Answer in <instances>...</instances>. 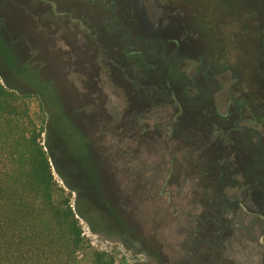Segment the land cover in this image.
Wrapping results in <instances>:
<instances>
[{"label": "rangeland", "instance_id": "rangeland-1", "mask_svg": "<svg viewBox=\"0 0 264 264\" xmlns=\"http://www.w3.org/2000/svg\"><path fill=\"white\" fill-rule=\"evenodd\" d=\"M0 81L43 102L74 210L83 196L112 220L77 214L93 249L116 264H264L256 242L219 258L185 236L220 211L204 147L252 168L239 221L264 224V0H0Z\"/></svg>", "mask_w": 264, "mask_h": 264}, {"label": "trees", "instance_id": "trees-1", "mask_svg": "<svg viewBox=\"0 0 264 264\" xmlns=\"http://www.w3.org/2000/svg\"><path fill=\"white\" fill-rule=\"evenodd\" d=\"M177 67L174 64L172 69L176 71ZM199 71L197 67L190 78L193 86ZM230 99L239 119H247L239 108L241 102L232 96ZM45 112L37 96L20 94L0 81V264H116L113 255L89 245L77 214L85 218L81 209L87 214L93 212L109 228L114 227L112 220L98 215L83 196L77 198L75 211L70 195L55 180L51 158L42 141L47 123ZM233 120L237 126L236 118ZM203 151L202 159L212 165L203 173L211 179L209 190L213 193L215 210L220 211L192 223L185 230L186 241L194 244L195 235H203L201 246L208 249L211 257L219 258L225 250L233 254L240 248H248L251 242H256L259 250L264 249V243L255 236L258 228L264 230V224L245 225L239 221L242 206L249 198L252 168L231 155L208 153L205 147ZM234 205L237 210L227 219L229 208ZM215 248L221 253H215ZM262 256L264 259V250Z\"/></svg>", "mask_w": 264, "mask_h": 264}, {"label": "flooded vegetation", "instance_id": "flooded-vegetation-1", "mask_svg": "<svg viewBox=\"0 0 264 264\" xmlns=\"http://www.w3.org/2000/svg\"><path fill=\"white\" fill-rule=\"evenodd\" d=\"M252 120H250L249 118L247 119H244V122H237L236 125L237 127L239 128H242V129H247V131L251 134V135H254V131L252 130ZM263 139L261 138V136L259 135L258 136V141L256 143V149L258 150V153H257V156L260 157L259 155L261 153H264V143H262Z\"/></svg>", "mask_w": 264, "mask_h": 264}, {"label": "water", "instance_id": "water-1", "mask_svg": "<svg viewBox=\"0 0 264 264\" xmlns=\"http://www.w3.org/2000/svg\"><path fill=\"white\" fill-rule=\"evenodd\" d=\"M237 122L242 123V122H244V119H237Z\"/></svg>", "mask_w": 264, "mask_h": 264}]
</instances>
